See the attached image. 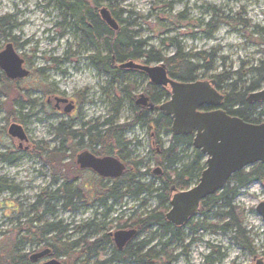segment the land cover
Instances as JSON below:
<instances>
[{
	"label": "rangeland",
	"instance_id": "374dc122",
	"mask_svg": "<svg viewBox=\"0 0 264 264\" xmlns=\"http://www.w3.org/2000/svg\"><path fill=\"white\" fill-rule=\"evenodd\" d=\"M86 1L97 15L101 8H106L132 22L129 26L136 38L164 57L172 56L175 47H180L185 53H210L211 69L201 80H211L217 74H226L229 78L239 67L246 70L260 62L264 63V0ZM2 16L10 17L9 31L6 33L14 38V50L30 72L27 78L15 82L20 90L19 101L8 99L0 91V155L10 153L17 157L13 165L0 161V178L7 186L13 187L12 192L0 193V264H10L15 246L22 256H30L44 248L24 241V238H29L26 236V224L35 215L41 216L44 210L43 205L37 204V197L55 192L59 187V184L54 183L49 167L33 155L32 146L38 144L49 149L56 147L53 128L60 122L69 123L72 129H80L83 123L113 120L114 110H118L114 124L128 125L134 116L131 105L135 104L140 95L148 96L146 90L149 80L137 75L112 80L99 72L90 60L94 54L93 49L83 43L77 29L64 23L62 12L53 0H0ZM117 23L121 27V23ZM7 40L0 34V52L5 48ZM104 55L106 51L102 50L99 57ZM54 59L57 60L55 63L52 61ZM97 61L101 66L100 58L95 63ZM247 78L242 79L245 85L249 82ZM230 83L231 80H226L222 85L216 84V88H221L219 92L225 96L223 90ZM261 89H264V84ZM43 91L48 92V95L42 94ZM53 96L72 100L77 110L74 114L72 112V116L55 113V102L50 99ZM48 99L52 101L50 104L46 103ZM17 102L22 107L12 106ZM258 111H264V106H260ZM13 112L18 121L12 118ZM261 119H264V114ZM13 123L23 128L27 142L20 143L8 135L7 130ZM147 128L136 125L126 130L123 140L130 145L123 155H126L128 162L143 161L139 167L142 174L139 180L144 184L155 182L152 187L154 189L158 182L147 171L157 168L152 157L156 148L152 143L155 136ZM161 138L164 146H168L170 135L162 133ZM186 162L187 157L178 168ZM95 177L86 171L79 181L89 188ZM153 196L146 197L141 206L138 201L143 196L137 201L125 198L115 204L110 212L88 200L87 204L73 200L72 204L77 209L72 212L59 208L61 202L53 204L54 214L43 216L42 221L61 222L62 226L68 227L63 242L77 243L68 259L58 260H65L67 264H98V257L81 251L83 242L91 243L105 233H114L120 219L127 220L133 214L144 216L154 210L157 200ZM260 202H264V186L260 182L242 189L234 200V204L244 211V225L251 231L258 258L264 250V225L255 211ZM198 218L199 215L194 216L195 220ZM90 222L94 224L91 230H76ZM38 226L35 225V228ZM90 231L92 235H89ZM195 237L199 240L191 243L187 254L178 256L171 264H205L204 259L210 246L220 247V253L224 254L221 260L214 257L213 264H253L248 254L233 245L229 235L200 231ZM150 238L153 240L152 245L162 239L160 233L153 229L135 242ZM173 249L174 256L183 250L178 247ZM110 251L111 247L105 245L104 258L109 257ZM80 252L81 256L78 255Z\"/></svg>",
	"mask_w": 264,
	"mask_h": 264
},
{
	"label": "trees",
	"instance_id": "16d2710c",
	"mask_svg": "<svg viewBox=\"0 0 264 264\" xmlns=\"http://www.w3.org/2000/svg\"><path fill=\"white\" fill-rule=\"evenodd\" d=\"M53 1L61 10L64 23L77 29L81 34L83 43L93 49L94 54L90 60L95 67L112 80H123L126 76L135 75L147 78L140 71H126L117 68V64L129 60L141 61L140 63L145 65L163 62L169 77L179 83L199 81L205 78L206 73L211 69L212 58L210 53H185L180 47H175V53L172 56H162L160 52L154 51L153 48L137 39L136 34L130 30L129 25L132 22H128L126 18L118 17L114 11H110L112 17L121 23L117 32L110 30L100 20L99 15L88 6L86 0ZM9 26L10 17H0V34L7 38V43H11L16 49L14 38L6 33L9 31ZM206 26L210 27L211 25L207 24ZM102 50L106 51V55L99 57ZM99 58L102 63L101 66L98 65L99 61L95 63ZM52 61L55 63L57 60ZM54 67L57 69V66ZM232 75L229 78L226 74L212 76L218 86L226 80L232 81L226 85V90H223L225 99L220 109L227 115L239 118L246 123H264V119H261L264 111H258V108L264 106V103L249 104L246 101L248 94L260 90L264 84V63L260 62L246 70L239 67ZM246 78L249 79L247 85L242 82V79ZM0 81L1 94L8 99L19 101L20 90L15 84L16 81L8 80L3 73L0 74ZM216 89L222 91L219 87ZM146 92L150 102L155 106L167 101L170 96L167 89L151 84L147 86ZM42 94L48 95V92L43 91ZM13 105L22 107L18 102ZM131 109L134 116L128 125L116 126L114 124V119L118 115V110H114L113 120L106 119L103 124L107 126L105 130L99 129L102 127L99 121L83 123L80 129H72L69 123L60 122L53 128L56 147L49 149L46 146L35 145L33 155L49 167L54 183L59 184V187L55 192L43 193L37 197V204L43 205L44 210L41 216L35 215L29 220V224H26V226L28 225L26 236L29 238H24V241H28L29 244L42 245L49 249L50 259H68L73 248L77 245L74 242H63V236L68 227L62 226L61 222L42 221L43 216L54 214L53 204L61 202L58 205L59 208L72 212L77 209L72 204L73 200L83 204L90 201V203L96 202L99 207L110 212L115 204L120 203L125 198H132L137 201L139 197L143 196L138 201L141 206L144 205L146 197L154 195L153 197L157 200V206L154 210L144 216L133 214L127 220L120 219L116 224V230L132 229L136 231L135 237L122 250L116 248L111 234L105 233L91 243L83 242L81 246L83 250L81 251L87 252L89 256L98 257V264H171L178 256L187 254L191 243L199 240L195 236L200 231H209L229 235L236 248L248 254L252 259L258 257V250L254 246L251 231L247 230L244 225V211L234 204V200L242 189L251 184L260 182L264 185V164L257 163L234 173L221 190L205 197L200 202L196 213L199 215L198 219L195 220L192 217L183 226H175L165 217L169 210L171 189L185 191L196 185L205 167L204 156L200 150L193 147V134L177 136L172 134L170 117L164 116L158 110L148 112L138 108L135 104L131 105ZM210 110L212 108L202 107L200 109L203 112ZM12 118L18 121L15 112L12 113ZM136 125L148 127L147 129L152 130L155 136L152 143L155 144L156 148L153 150L152 157L157 170L147 171L158 182V186L154 189L152 187L155 182L144 184L139 180L142 176L139 167L143 161L128 162L126 155H123L126 147L130 145L123 140V134L127 129L129 130ZM162 133L170 135L168 146H164L161 138ZM81 147H88L94 155L99 157H118L124 164V172L116 179L95 177V181L89 188L81 185L79 179L85 171H79L73 163L74 152H77L78 148ZM186 157L187 162L178 168V165ZM0 161L13 165L17 162V157L5 153L0 155ZM155 171H159V174ZM12 190L13 187L7 186L5 181L0 178V193L12 192ZM35 225L39 226L35 228ZM92 227L94 224L90 222L77 227L76 230L79 232L89 231ZM153 229L158 231L160 238H162L156 245H152L153 240L151 238L147 241L135 242L145 233H151ZM92 233L90 231L89 235ZM15 244L17 245V243ZM105 245L111 247L108 258H104ZM174 247L183 250L174 256L172 252ZM220 249V247L210 246L209 253L204 259L205 264H213L214 257H219V260L224 258ZM12 252L10 264H38L30 260L31 255H20L16 246ZM78 255L81 256V252ZM260 258L264 262V250ZM59 262L67 264L65 260Z\"/></svg>",
	"mask_w": 264,
	"mask_h": 264
},
{
	"label": "water",
	"instance_id": "95a60500",
	"mask_svg": "<svg viewBox=\"0 0 264 264\" xmlns=\"http://www.w3.org/2000/svg\"><path fill=\"white\" fill-rule=\"evenodd\" d=\"M100 19L112 31L119 29L118 23L106 8L98 11ZM0 70L8 80H22L29 75L23 66V59L15 52L11 43H7L0 52ZM119 69L140 71L146 75L151 85L168 88V101L155 107L145 95H140L135 104L153 112L157 108L164 116L172 120L173 135L194 134L193 147L200 150L205 157V168L198 183L191 189L176 192L171 195L170 210L166 213L167 221L175 226H182L193 216L200 206V202L207 196L221 190L230 177L254 164H264V124H250L241 119L231 117L219 107L224 96L215 89V81H196L178 83L169 78L163 62L154 66L140 65L133 61L120 64ZM246 101L251 103L264 102V89L250 93ZM57 102H67L58 99ZM201 107L214 108L212 111L200 112ZM73 106L69 103L64 113L69 114ZM11 138L20 143L28 138L23 128L18 124H11L7 130ZM80 169L93 171L97 176L105 179L119 178L124 172V165L112 157L97 158L89 153H82L76 158ZM159 173V171H155ZM175 192V188L171 189ZM255 211L264 225V202L256 205ZM135 230H118L111 234L114 245L118 250L135 237ZM51 256L50 250L45 248L39 253L31 255L30 260L36 262L42 257ZM254 264H264L261 259L253 258ZM42 264H62L55 259H49Z\"/></svg>",
	"mask_w": 264,
	"mask_h": 264
},
{
	"label": "flooded vegetation",
	"instance_id": "af4514ba",
	"mask_svg": "<svg viewBox=\"0 0 264 264\" xmlns=\"http://www.w3.org/2000/svg\"><path fill=\"white\" fill-rule=\"evenodd\" d=\"M24 65V64H23ZM123 70H126V71H129L128 69H123ZM132 71V70H131ZM30 73V72H29ZM29 76V75H28ZM27 78V77H26ZM25 79V78H24ZM16 81H18V80H16ZM148 97V96H147ZM149 98V97H148ZM50 99H53L54 100V102H55V108H54V110H55V113H57V114H64V115H67V116H72L71 114H72V112H73V114H74V112L77 110V107H76V105L74 104V102L72 101V100H69V99H67V98H64V97H61V96H53L52 98H50ZM50 99H48L47 100V104H50L52 101L50 100ZM58 99H65V100H67V102L65 103V102H57V100ZM71 104L72 106H73V109L71 110V112L69 113V114H66V113H64V109H65V107L68 105V104ZM49 106V105H48ZM133 112V111H132ZM105 121L106 120H104L102 123H100V124H102V127L100 128L99 127V129H101V130H105L106 128H107V126L106 125H103L104 123H105ZM93 123V122H92ZM128 130V129H127ZM76 141H78V140H76ZM20 147V146H19ZM33 148H35V146H32ZM82 150H84L83 152H82ZM82 153H89V154H91V155H93L94 157H97V158H104V157H99V156H96V155H94L92 152H91V149H89L88 147H81V148H78V151L77 152H74V156L77 158L80 154H82ZM108 157H112V158H114V159H117L119 162H121L120 160H119V158L118 157H116V156H108ZM75 158V164H76V168L79 170V171H87V172H91L92 174H95V173H93V171H91V170H88V169H80L79 168V166L77 165V163H76V159ZM122 163V162H121ZM123 164V163H122ZM124 165V164H123ZM125 170V169H124ZM95 176L96 177H98L96 174H95ZM195 186V185H194ZM194 186H192L191 188H193ZM191 188H189V189H191ZM188 189V190H189ZM176 190V189H175ZM186 191V190H185ZM176 192H182V191H175V192H170V199H171V195H173L174 193H176ZM170 201H169V210H170ZM168 210V211H169ZM198 211V210H197ZM197 211H196V213H197ZM196 213L193 215V216H191L189 219H188V221L192 218V217H194L195 215H196ZM187 221V222H188ZM186 222V223H187ZM186 223H184V224H186ZM183 224V225H184ZM182 225V226H183ZM125 230H132V229H125ZM43 250V249H42ZM42 250H40V251H38L37 253H39V252H41ZM35 254V253H34ZM33 255V254H32ZM47 258H46V256L45 257H42L41 259H38L36 262L38 263V264H42V263H44V261H47L46 260ZM252 262H253V259H252ZM253 264H254V262H253Z\"/></svg>",
	"mask_w": 264,
	"mask_h": 264
},
{
	"label": "bare ground",
	"instance_id": "6f19581e",
	"mask_svg": "<svg viewBox=\"0 0 264 264\" xmlns=\"http://www.w3.org/2000/svg\"><path fill=\"white\" fill-rule=\"evenodd\" d=\"M93 173H94V172H93ZM94 175H95V174H94ZM98 178H102V177H99V176H98ZM102 179H105V178H102Z\"/></svg>",
	"mask_w": 264,
	"mask_h": 264
},
{
	"label": "snow or ice",
	"instance_id": "6c2138e0",
	"mask_svg": "<svg viewBox=\"0 0 264 264\" xmlns=\"http://www.w3.org/2000/svg\"><path fill=\"white\" fill-rule=\"evenodd\" d=\"M0 60H2V57H0Z\"/></svg>",
	"mask_w": 264,
	"mask_h": 264
}]
</instances>
